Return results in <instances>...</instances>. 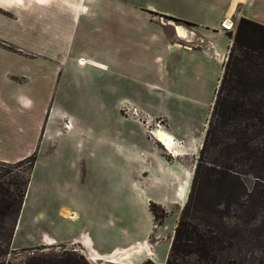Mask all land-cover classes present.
<instances>
[{
  "label": "crops",
  "instance_id": "0c3cea01",
  "mask_svg": "<svg viewBox=\"0 0 264 264\" xmlns=\"http://www.w3.org/2000/svg\"><path fill=\"white\" fill-rule=\"evenodd\" d=\"M22 2L16 9L18 15L25 13L27 17H35L34 20L43 18L49 33L66 35L58 45L59 52L65 55L53 65L51 44L46 50L50 58L45 56L42 62L23 46L12 49L0 44V54L7 53L17 59L15 68L24 79H29L37 62L49 77L53 70L55 74L59 70L63 96L75 94L70 91L72 86L80 87L77 99L98 106L96 116L119 117L121 121L115 123L111 118L113 123L95 129L98 134L90 140L87 155L97 166L107 168L103 175L112 177L107 193H101L100 198L101 191L97 189V198L91 204L83 197L81 186L63 182L68 167H78L81 175L85 162L77 118L68 133L61 136L77 137L78 163L59 157L57 167L47 174L60 182H52L45 193L49 202L44 209L55 214L47 217L52 233L46 232L42 244H77L90 264H145L148 260L166 264L173 236L154 241L159 233L157 227L161 226L156 224L150 205L155 202L172 212L175 203L179 204L185 194L188 196L184 185V190L174 188V175H187L180 168L179 158L194 140L201 138L203 131L202 121L194 129L185 123L178 126L173 123L177 117L186 120L191 114L198 115L195 111L210 105L214 99L233 45L222 23L239 16L264 24V13L254 9L264 5V0H19L18 4ZM168 17L193 22V28L188 29L189 38L179 37L174 24L163 21ZM81 58L86 62H77ZM7 73L9 77L14 74L13 67ZM7 95L11 100H21L23 107L35 103L10 89ZM129 102L148 116L165 117L167 125L161 130L166 129L173 137V147H170L172 142L165 145L159 140L157 131L161 127L150 130L146 123H129L127 118H120L122 105ZM50 113L52 108L48 116ZM56 114L80 115L65 109H58ZM43 116V110L37 113L38 118ZM29 154L27 151L16 157L0 155V159L17 161ZM132 175H137L136 179ZM54 195L60 199L59 203H52L50 198ZM28 196L29 191L14 242L23 226ZM135 212L143 213V217L133 215ZM38 219L33 217L31 221L37 224ZM148 226L151 233L138 230ZM28 243L35 245L31 235Z\"/></svg>",
  "mask_w": 264,
  "mask_h": 264
},
{
  "label": "rangeland",
  "instance_id": "374dc122",
  "mask_svg": "<svg viewBox=\"0 0 264 264\" xmlns=\"http://www.w3.org/2000/svg\"><path fill=\"white\" fill-rule=\"evenodd\" d=\"M18 1L0 0V44L12 49L23 46L25 50L33 51L40 62L45 56L49 57L46 50L51 44L53 65L61 62L65 52H59L61 47L58 45L66 35L58 34V31H55L57 34L49 33L45 27L47 21L43 18L36 17L34 20L35 17H27L25 13L18 15L16 9L23 5ZM259 7L260 10L256 9ZM254 9L264 13V5ZM242 18L236 16L234 29L227 31L233 45L224 65L225 80L216 90L213 101L199 111L190 108L198 115L191 114L186 120L177 117L173 123L174 126L185 123L194 129L203 122L201 138L194 140L186 154L179 158L180 168L187 175H174V188L178 186L182 190L184 185L188 196L185 194L179 204L175 203L172 212L158 203L155 207L157 214L153 212L156 224L161 226L157 227L159 233L155 236V242L174 236L187 205L185 219L190 227H197L208 236H213L214 241L218 239L219 248L213 260L187 252L172 257L173 264H264V24L246 25L237 43L235 38ZM163 21L193 28L187 20L168 17ZM81 61L77 59V62ZM15 65V57L0 54V155L16 157L29 151L31 158L17 161L0 159V180L7 181L5 187L14 191L17 187H24L27 179L31 178V181L27 186L29 196L23 226L18 231L17 240L14 242L12 239L8 248L2 247L5 236L0 235V254L7 255L13 264H19L27 256L40 253L47 256L50 264H57V260L65 259L68 255L84 256L83 248L77 244H42L46 232L52 233L46 223L47 217L55 214L44 209L49 202L45 193L52 182H60L50 179L47 174L57 167L59 157L78 163L77 137L61 136L68 133L77 118L85 162L81 175H78V167H66L63 182L81 186L83 197L91 204L97 198V189L101 191L100 198L101 193H107L112 177L103 175L107 168L100 164L97 166L94 159L87 155L90 140L98 134L95 129L113 123L111 118L115 123L121 121L119 117L96 116L98 106L77 99L76 93L80 87L72 86L70 91L75 94L63 96L59 70L57 74L53 70L49 77L44 74H47V70L41 71L44 67L40 68L37 62L29 79H24ZM12 67L15 73L9 77L7 72ZM9 89L16 95L29 97L35 102L34 105L23 107L21 100L9 99ZM122 107L123 116L120 118H127L129 123L143 122L150 126V130L158 128V125L160 129L167 125L165 117L148 116L133 102ZM50 108L52 113L48 116ZM58 109L76 111L80 115L58 116ZM42 110L44 116L38 118L37 113ZM33 156L39 159L38 167L35 168L36 163L34 166L35 175L31 164ZM132 176L135 178L137 175ZM115 182L118 183V179ZM50 199L53 204L60 202L56 195ZM66 214L69 216L70 213ZM132 214L143 217L141 212ZM33 217L39 218L37 224L31 221ZM138 230L151 233L152 228L148 226L147 229L142 227ZM29 235L35 245L29 246Z\"/></svg>",
  "mask_w": 264,
  "mask_h": 264
},
{
  "label": "trees",
  "instance_id": "16d2710c",
  "mask_svg": "<svg viewBox=\"0 0 264 264\" xmlns=\"http://www.w3.org/2000/svg\"><path fill=\"white\" fill-rule=\"evenodd\" d=\"M178 20V19H177ZM189 24H193L191 21H186ZM246 25H262L257 21L242 18L236 34V42H240V36L242 30ZM225 77L222 78L221 84H223ZM31 158V155L24 158ZM31 159L32 169H34L37 157L33 156ZM32 174V173H31ZM31 178L24 181V187H17L16 191L5 187L7 181L0 180V235L3 237L4 244L2 247H9L13 236L15 234L17 222L21 215L25 198L27 195L28 184H30ZM152 210L156 213V203L151 202ZM187 205L183 210L181 219L175 228V233L172 239L171 253L166 264H173L172 257L179 256L182 253H195L201 257H205L208 260H213L215 252L219 248V240L214 241L213 236H208L205 232L201 231L197 227H190V224L186 221ZM2 249L0 248V251ZM0 264H13L7 255L0 254ZM19 264H50L49 259L45 254L34 253L27 256L24 260H21ZM57 264H90V262L84 257L74 254L68 255L65 259L57 260ZM145 264H155L153 261L148 260Z\"/></svg>",
  "mask_w": 264,
  "mask_h": 264
},
{
  "label": "bare ground",
  "instance_id": "6f19581e",
  "mask_svg": "<svg viewBox=\"0 0 264 264\" xmlns=\"http://www.w3.org/2000/svg\"><path fill=\"white\" fill-rule=\"evenodd\" d=\"M230 21V20H229ZM172 23V22H171ZM228 24H231L230 22H227ZM174 29H176V34L179 36V37H182V38H187L188 37V35H189V31H188V29L185 27V26H183V25H181V24H174ZM231 26H229V28H230ZM189 38V37H188ZM80 60H82L81 61V63H83V61H85L83 58H81ZM85 63V62H84ZM157 136H158V138H159V140L161 141V142H163L165 145H166V143L168 142V141H170V142H172V144L170 145V147H173V142H174V139H173V137H171L168 133H167V131L165 132L164 130H159V131H157ZM72 217H74L75 215H71Z\"/></svg>",
  "mask_w": 264,
  "mask_h": 264
},
{
  "label": "built area",
  "instance_id": "2783aa9c",
  "mask_svg": "<svg viewBox=\"0 0 264 264\" xmlns=\"http://www.w3.org/2000/svg\"><path fill=\"white\" fill-rule=\"evenodd\" d=\"M227 22H230L231 24H228ZM234 25L235 23L233 21H229V19L225 20L223 23H222V27L225 31H232L234 29ZM229 26H231L229 28ZM158 127H160V125H158Z\"/></svg>",
  "mask_w": 264,
  "mask_h": 264
}]
</instances>
